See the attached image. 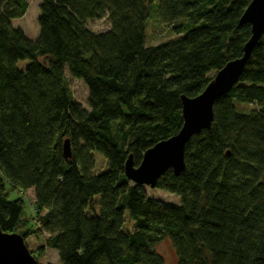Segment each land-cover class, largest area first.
I'll return each mask as SVG.
<instances>
[{
    "label": "trees",
    "instance_id": "obj_1",
    "mask_svg": "<svg viewBox=\"0 0 264 264\" xmlns=\"http://www.w3.org/2000/svg\"><path fill=\"white\" fill-rule=\"evenodd\" d=\"M250 1L41 0L29 39L12 24L27 0H0V230L19 233L36 264H49L51 248L59 264H166L155 248L165 237L174 264H264V33L215 100L211 127L185 144L184 170L158 177L154 188L179 203L151 197L124 173L129 155L136 166L178 132L182 95H199L242 56L251 27L239 20ZM151 12L174 38L146 43ZM103 18L107 31L87 26ZM65 70L85 84L87 108ZM8 188L22 196L10 199Z\"/></svg>",
    "mask_w": 264,
    "mask_h": 264
},
{
    "label": "water",
    "instance_id": "obj_2",
    "mask_svg": "<svg viewBox=\"0 0 264 264\" xmlns=\"http://www.w3.org/2000/svg\"><path fill=\"white\" fill-rule=\"evenodd\" d=\"M239 22L248 23L251 27V36L242 47V56L231 59L214 73L199 95L180 97L182 123L177 133L149 147L136 166L131 160V155L128 156L124 173L131 182L154 188L158 177L169 168L173 169L176 175L184 170L185 144L194 134L211 127L215 100L230 91L232 85L238 81L252 48L264 33V0H251ZM62 152L66 158L70 157L69 140H64ZM0 264H36L19 233L0 230Z\"/></svg>",
    "mask_w": 264,
    "mask_h": 264
},
{
    "label": "rangeland",
    "instance_id": "obj_3",
    "mask_svg": "<svg viewBox=\"0 0 264 264\" xmlns=\"http://www.w3.org/2000/svg\"><path fill=\"white\" fill-rule=\"evenodd\" d=\"M41 0H27V10L22 17L18 19H13L12 24L15 28L22 30L24 34L30 39L37 37L38 31V16H39V5ZM151 17L145 23V37L147 44H156L158 42H163V40L174 38V35L170 29V26L164 23H161L158 17L151 12ZM87 26L92 29L94 32H103L109 29V22L108 19H96V20H89L87 21ZM44 60V58H40V61ZM27 63L26 60H22L18 63L19 67L24 68L25 64ZM66 74V82L71 90V96L75 102H79L82 107L87 108V88L85 84L79 79H74L73 77L68 74L67 70H65ZM95 167L93 171L95 173H102L105 169L106 161H104L103 157L99 154L95 153L94 155ZM145 192L150 195L151 197L161 200L168 203H179L178 196L173 193L165 192L161 189L150 188L149 186H144ZM8 197L12 200L22 196L21 192L17 189L13 190L8 188ZM24 197V196H23ZM25 198L24 204V216L26 220H31L33 224L37 223V219L35 217L34 210L30 206V201L27 197ZM130 220L127 219L125 226L126 229H131L132 226L130 224ZM44 236H47L44 233ZM155 248L159 252L163 258H165L166 264H174V250L171 247L170 241L167 237L161 239L159 243L155 245ZM45 259L46 262L49 264H59L58 263V253L55 249H46L45 250Z\"/></svg>",
    "mask_w": 264,
    "mask_h": 264
}]
</instances>
